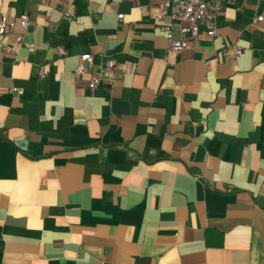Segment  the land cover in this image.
I'll list each match as a JSON object with an SVG mask.
<instances>
[{"label": "crops", "instance_id": "0c3cea01", "mask_svg": "<svg viewBox=\"0 0 264 264\" xmlns=\"http://www.w3.org/2000/svg\"><path fill=\"white\" fill-rule=\"evenodd\" d=\"M207 1L172 53L156 0H0V264H264V0Z\"/></svg>", "mask_w": 264, "mask_h": 264}, {"label": "built area", "instance_id": "2783aa9c", "mask_svg": "<svg viewBox=\"0 0 264 264\" xmlns=\"http://www.w3.org/2000/svg\"><path fill=\"white\" fill-rule=\"evenodd\" d=\"M63 0H59L62 3ZM159 2L163 13H169L170 22L163 27L162 31L165 35L167 45L172 53H180L189 42L197 39L200 28H204L207 37L213 38L216 35L215 23L217 17L222 12V6L217 3H210L207 0H156ZM66 20H71L72 15L65 13ZM122 15H118L117 19H121ZM262 21V17H257L254 22ZM18 24L23 31H27L30 27V18L27 14H22L18 18ZM15 22L9 20L5 16H0V39L6 35H12L16 44L23 46L28 53L34 52V44L31 42L24 43L23 35L14 33ZM178 33V38L173 37V33ZM7 53L12 50L4 46ZM236 54H240L237 50ZM59 56L65 57L64 49L59 50ZM115 68V63L111 59L104 61L97 73L93 65V57L90 54H83L77 57V65L74 69L76 76L89 74L88 88L95 90L99 87L101 81L106 79L109 85L113 84L110 74ZM43 76V71H41ZM12 92L21 95L22 92L17 89H11Z\"/></svg>", "mask_w": 264, "mask_h": 264}]
</instances>
